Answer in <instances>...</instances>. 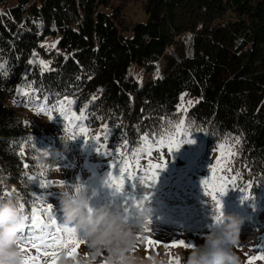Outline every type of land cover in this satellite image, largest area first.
<instances>
[{
	"label": "trees",
	"instance_id": "16d2710c",
	"mask_svg": "<svg viewBox=\"0 0 264 264\" xmlns=\"http://www.w3.org/2000/svg\"><path fill=\"white\" fill-rule=\"evenodd\" d=\"M137 2L0 0V195L16 189L29 213L50 195L28 176L48 182L52 167L46 136L23 113L30 106L18 88L38 89L32 98L40 104L75 100L90 129L103 134L108 125L101 144L119 157L125 143L142 147V135L159 131L162 117L180 119L176 110L187 94L195 143L182 147L199 155V167L216 165L217 146L239 137L238 186L251 182L245 191L264 199V0H146V20L127 22L124 12ZM32 52L50 70L30 64ZM160 60L158 77L140 86L132 71L151 70Z\"/></svg>",
	"mask_w": 264,
	"mask_h": 264
},
{
	"label": "rangeland",
	"instance_id": "374dc122",
	"mask_svg": "<svg viewBox=\"0 0 264 264\" xmlns=\"http://www.w3.org/2000/svg\"><path fill=\"white\" fill-rule=\"evenodd\" d=\"M118 0H111V5L117 4ZM142 2L131 3L124 12V18L127 22H144L146 16L142 11ZM12 6L13 0H9ZM41 45H45L41 43ZM33 53L36 56H33ZM29 60H35L34 65H39V58L37 52H32ZM44 61V60H43ZM163 65L160 60L151 70L145 71L142 68H136L132 71L137 82L143 86L150 77H158ZM71 106V111L77 115L82 110L77 109L76 101ZM49 106H51L49 104ZM23 113L29 118H33L41 127L46 136L47 151L50 156H47V161L52 169L49 171V181H53L49 191V198L45 201V207L51 203L54 207V214L58 223L63 221V215L60 209L59 196L60 191L64 190L58 184L59 181L64 180L68 184H74L77 181L86 189V194L89 199V206L97 208L106 205L110 210H118L121 212L122 218L127 216L126 223L136 227V213L132 206V199H139L145 192H151V198L147 202V206L151 209L149 215V228L151 232L138 233L139 239L132 250L133 254H138L146 261L149 260L153 254L166 256L168 264H181L180 257L185 251L191 248L185 247H168L165 248V243H171L173 240H184L192 242L195 246L203 243V234H206L213 227V207L214 202L211 201L210 196H204L203 186L200 185L201 180H209L211 183H216L213 176L212 169L217 168L216 175L219 176V167L214 164H206L199 167L195 152H189L185 147L174 151L171 157L167 150L164 149V157L169 162L165 169L160 171L158 180L151 189L143 188L137 185L132 186L131 182H126L123 190L119 193L114 189L109 188L102 183L105 173L109 170L108 163L112 159L119 161L121 157H107L95 150L94 143H85L84 136H80L75 140H70L69 137L78 128H67L68 121L63 117H59L58 111H53L52 115L56 116L52 121L49 120L48 114L39 112L37 107L24 108ZM71 114V113H70ZM80 127L88 129V136L101 135L88 127L85 119L79 122ZM64 144H67L65 147ZM105 149L102 148L101 151ZM177 156V157H176ZM160 151L154 149L152 160L154 163L160 162ZM180 157L184 161L178 160ZM191 157L190 162H186ZM147 156L140 158L142 166L147 164ZM134 164V161H133ZM115 172V170H113ZM211 186V184L209 185ZM95 193V195H93ZM222 203V212L226 214H234L243 219V224L240 230L239 242L234 251L240 258V264H248L249 258L253 255L259 256L261 252L259 247L264 243V199L251 198L249 200L241 201V196L234 192L231 188L227 193L220 197ZM127 209V212H125ZM47 218V217H45ZM82 236V233L78 231ZM153 238L160 243L157 245H148L146 238ZM59 252L58 264H60L61 257L71 264H80L81 259L85 264H109L105 259L106 253L101 251L95 257L89 255L85 244L78 247L74 259L67 257L66 250H57ZM33 255L35 251L33 250ZM40 264H49L51 257L40 256ZM252 264H264V260L257 259Z\"/></svg>",
	"mask_w": 264,
	"mask_h": 264
},
{
	"label": "snow or ice",
	"instance_id": "6c2138e0",
	"mask_svg": "<svg viewBox=\"0 0 264 264\" xmlns=\"http://www.w3.org/2000/svg\"><path fill=\"white\" fill-rule=\"evenodd\" d=\"M43 47V45H42ZM50 47H55V44L50 45ZM35 57L36 54L33 53ZM29 63H36L35 60H29ZM39 64L42 66L43 70H50L48 64L50 62H45L43 60L39 61ZM3 64H0V69H3ZM158 75V74H157ZM39 91L38 89L33 88L32 92H26L23 88L17 89V95H23L28 97L27 101H22L25 106L37 107L39 112H44L48 114L49 120L52 121L54 117L52 112L58 111L59 117H63L64 120L68 121L67 128H78V131L74 132L69 139L75 140L80 136H84L85 143H94L95 150L107 157H114L116 152H108L107 150L101 151L102 148H106L105 145L101 144V135L88 136V129L86 127H80L79 122L84 120L86 117L83 111L77 115L75 112L71 111V106L74 104V101L71 99H58L55 104L49 106L47 103L40 104L39 100H33V95L35 92ZM181 96V105L178 106L176 113L181 118L173 122L167 117L161 118L160 130L157 132H148L144 133L141 137L142 147L133 151L127 147V144L124 145V150L121 152V159L119 161L112 159L108 163L109 170L105 173L102 183L108 186L109 188L114 189L115 192L119 193L123 190L126 182H131L133 187L137 185L142 186L143 188L151 189L155 186L160 171L166 168L167 163L169 162L164 157V149L167 150L168 155L171 157L174 151H178L185 144H194L195 141L190 138L191 133H193L192 128L193 124L187 122L186 113L188 107L192 105V101H187L185 105V96ZM46 102L49 98L44 97ZM95 99V97H93ZM18 101L13 100V103ZM87 107V106H85ZM71 113V114H70ZM196 132L204 133L203 129H198ZM109 135L108 125H104L103 136L106 138ZM34 141L33 136L29 138ZM239 137H229L227 141L220 143L217 146V151L219 155L216 159V165H219L220 175L217 176V168L214 166L212 169L213 176L216 183H211L209 180H201L200 185L203 186L204 196H210L211 201L214 202L213 209V226L217 223L222 222L223 212H222V203L220 197L225 195L227 191L231 188L232 190H238L242 193L241 201L249 200L252 198L250 192H246L245 188L251 189L252 183L249 182L245 186H238V179L241 177V172L236 171L233 165L234 158L238 155L236 150V145L240 144ZM35 144V143H34ZM36 147V145H35ZM37 148V147H36ZM38 149V148H37ZM154 149L160 151V162L154 163L152 160V155ZM39 150V149H38ZM23 153V146L22 151ZM46 156H50V153L46 151L44 153ZM131 157V159L129 158ZM147 156L146 166H142L140 163V157ZM134 161V164H133ZM24 167L27 169L29 165L24 164ZM115 170V172L113 171ZM30 181L38 183L40 189H49L53 186V182H45L43 180H38L37 177L28 176ZM2 183V181H0ZM32 184V185H33ZM59 186L64 189L66 192H78L81 187H84L78 181L74 184H68L64 180L58 182ZM211 184V186H209ZM17 195V204L18 210L20 212V217L23 220L20 231L16 236V246L19 248L22 254L21 264H40V256L51 257L49 264H58L59 250H66L67 257L74 259L78 250V247L81 244H85V238L78 234V230L74 224L65 223L64 220L61 223L57 222V219L54 214V207L51 203H48L46 207L37 208L33 203L30 213L26 209V204L22 202V198L19 197L16 189L11 191H5L3 195H0V200H3L5 197H12L13 194ZM60 193V192H59ZM38 198L44 194H36ZM95 195V193H93ZM151 198V192H145L139 199H132V206L134 208H140ZM89 213H91L92 208L86 206ZM127 212V209H125ZM47 217V220L44 219ZM126 221L127 216L122 218ZM150 220L146 218L144 231L151 232L149 228ZM139 239V236H137ZM146 243L148 245H157L160 242L153 238H146ZM165 248L168 247H185V248H194L195 245L192 242H186L184 240H173L171 243H165L163 245ZM239 246V245H237ZM33 250L35 255H33ZM259 251L261 255H253L249 258L248 264H252L253 261L260 259L264 260V243L260 244ZM106 264V262H105Z\"/></svg>",
	"mask_w": 264,
	"mask_h": 264
},
{
	"label": "clouds",
	"instance_id": "9594fccd",
	"mask_svg": "<svg viewBox=\"0 0 264 264\" xmlns=\"http://www.w3.org/2000/svg\"><path fill=\"white\" fill-rule=\"evenodd\" d=\"M67 147V144H64ZM60 209L65 223L74 224L85 238L89 255L95 257L106 253L109 264H168L166 256L153 254L143 259L132 250L137 244V234L143 232L151 209L147 204L135 208L136 227L126 223L118 210L102 205L89 213V199L85 187L78 192L60 191ZM23 220L18 204L13 197L0 200V264H21L22 254L16 246V236ZM243 219L234 215H223L222 222L215 224L206 234L203 243L191 248L183 264H240L234 248L239 242ZM60 264H71L61 257ZM80 264H85L81 259Z\"/></svg>",
	"mask_w": 264,
	"mask_h": 264
}]
</instances>
